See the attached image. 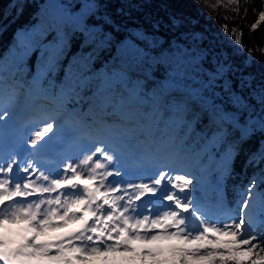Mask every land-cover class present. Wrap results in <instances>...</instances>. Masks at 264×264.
<instances>
[{"label": "snow or ice", "instance_id": "snow-or-ice-1", "mask_svg": "<svg viewBox=\"0 0 264 264\" xmlns=\"http://www.w3.org/2000/svg\"><path fill=\"white\" fill-rule=\"evenodd\" d=\"M11 2L13 12L22 15L28 0ZM228 4L237 5L239 11L238 0H228ZM99 7L97 0H85L79 13H71L52 4L38 28L17 32L20 60L39 49L37 80L57 69L73 37H82L78 60L82 64L111 47V32L86 23ZM178 20L171 16L169 27H178ZM103 22L114 31L121 30L106 15ZM260 22H264V10L259 11L252 29ZM153 27L158 31L161 22H154ZM222 27L245 50L242 36L235 35L227 24ZM126 31L119 42L120 66L113 70L109 84L131 83L130 70L146 71L161 60L167 65L169 83L158 93L146 91L137 79L126 95L106 96L105 103L120 116V126L108 129L100 138L88 139L90 147L60 167L40 168L34 159L23 158L20 150L34 158L62 134V105L40 108L37 100L50 98L51 93L29 89L21 113L15 91L0 86V264L41 260L97 264L93 259L97 257L99 264H118L110 262L109 256L128 253L139 255L140 264L146 259L152 264H264V82L240 74L234 87L237 70L227 60L219 59L212 68L204 69L195 62L191 49L179 41L154 55L137 41L154 48L159 44L156 35L142 29ZM49 35L52 38L45 43ZM247 51L251 57L252 50ZM190 69L197 70L196 86L181 89L179 84L188 78ZM68 76L66 88L77 91L85 86V79L73 80L70 70ZM232 130L240 133L236 137L239 144L229 140ZM254 136L261 142L248 153L245 165L256 172L246 185L235 186L233 201H221L214 210H205L196 195L200 180L191 170L192 162L207 156L231 178L234 169L229 171V161ZM131 144H138L153 157L144 162V178L125 179L121 145ZM85 179L89 183H77ZM57 192L60 194L51 196ZM45 193L49 198H43ZM69 224L79 226L54 240L38 242L45 232ZM7 225H23L26 235L15 239L5 230ZM162 240L180 242L168 250L174 254L171 258H161V249L137 253L132 247L134 241Z\"/></svg>", "mask_w": 264, "mask_h": 264}, {"label": "trees", "instance_id": "trees-1", "mask_svg": "<svg viewBox=\"0 0 264 264\" xmlns=\"http://www.w3.org/2000/svg\"><path fill=\"white\" fill-rule=\"evenodd\" d=\"M84 2L85 0H28L23 14L19 15L13 12L11 0H0V25H2L0 26V83L4 86H14L12 82L17 83L21 87H26L28 93L29 89L47 91L51 93L50 99L62 105L65 110H73L75 117L86 115L93 118L89 121H97L105 126L104 116L115 113L105 103L106 96L117 93L126 95V89L135 85L137 79L141 80V87L146 91L155 90L158 93L165 84L169 83L167 65L161 60L147 67L146 71H141L138 67L130 70L128 75L131 83L125 81L118 85L112 81L109 84L113 70L120 66L119 42L125 39L127 29H142L156 35L159 44L154 48L137 41L140 47L146 48L154 55H161L168 49L169 44L179 41L191 49L193 56L196 57L195 62L204 69L212 68L219 59L227 60L237 70V77L233 80L234 87L239 82L240 74H245L256 83L264 82V54H261L264 52V22L258 23L256 29H252V25L258 21L259 11L263 10L264 0H238L239 11L236 10L237 5L228 4V0H97L100 7L95 15L87 17L86 23L100 25L104 31L111 32L114 38L111 47L101 51L91 62L82 64L78 62L82 37H73L67 55L60 61L57 69L46 72L37 80L39 49L20 60L22 49L17 41V32L33 26L38 28L44 21L46 11H51L52 4L60 5L71 13H79ZM105 15L120 25L121 30L114 31L111 25L105 24L103 22ZM171 16L179 18L178 27H169L168 20ZM156 21L161 22L158 31L153 27ZM225 24L229 29H235V35L242 36L245 50L242 51L236 46L234 36L230 38L231 33H225L222 27ZM51 38V35L47 36L44 42ZM248 49L252 50L251 57ZM11 66L12 69L8 70ZM69 70L73 80L85 79L84 87L77 91L65 87L69 83ZM196 79L197 70L190 69L188 78L180 82L179 87L181 89L185 85L194 87ZM4 86L2 87L5 89ZM81 105H85L84 110H80ZM144 108L145 106L142 105L141 110ZM116 124L119 123L112 121L107 130L120 126ZM62 133L66 135V131ZM239 135L238 131L232 130L229 140L239 144L240 140L236 139ZM260 142L259 137H252L243 145V151L235 157V160L229 161V171L234 169L231 178L222 173L218 164L207 156L202 155L192 162L193 174L195 167L202 166L207 177L203 189L201 190L199 184L196 193L205 210H214L221 201L230 203L235 196V186L243 187L248 183L249 177L256 172V169L246 167L245 160L248 153L255 151ZM188 143L192 142L188 141ZM125 147L131 156L137 157L145 150L138 144L125 145ZM226 151L227 148L221 153V158ZM242 171L244 174L236 175ZM179 243L176 240L164 243L163 252L169 253L168 250ZM132 247L134 248L133 243ZM188 247L192 246L188 245ZM157 249L162 250L160 244H157Z\"/></svg>", "mask_w": 264, "mask_h": 264}, {"label": "rangeland", "instance_id": "rangeland-1", "mask_svg": "<svg viewBox=\"0 0 264 264\" xmlns=\"http://www.w3.org/2000/svg\"><path fill=\"white\" fill-rule=\"evenodd\" d=\"M264 10V7H263ZM13 66L9 67L8 70L12 69ZM13 85H3L0 83V86H4L6 91H15L16 95L20 98L21 100V104H20V111L24 110V101L26 100V98L28 97V91L26 87H21L19 84L14 83ZM37 104L40 108L43 109H48V108H54L58 105V103H56L53 99L50 98H44L41 97L40 99L37 100ZM87 104V103H86ZM85 105H81L80 110H84ZM61 113L64 116V120L61 121V124L63 126L62 129L67 130V132L69 133L67 138H61V135H59L58 137L54 138L50 144L47 146V148H52L54 151H56L58 153V155L61 157L63 156V159L65 160L64 162H66L69 159H76L79 157V154L86 151V149L88 147H90V145L87 143L88 139H92V138H97V136L95 135H82V134H78L77 135V130L74 127H71L70 125L72 123H74V119L72 118L71 120L67 121L68 117H66V113L65 111L62 110V107L60 108ZM72 112V111H71ZM75 119H82L83 122L85 121V123H94V126H92L93 124H90V126H86L87 129L90 131H92L93 129L96 128H103L105 133L107 131V127L109 126V124L113 121L116 123H119L120 121V116H118V114L112 113L109 114L108 116H104L103 121H105L106 123L105 126L103 127V125L99 124V122L95 121H89L92 120V117H88V116H78ZM97 119V118H95ZM108 120V121H107ZM102 121V122H103ZM116 125H120V124H116ZM35 126V125H33ZM104 134V132L102 133ZM101 134V135H102ZM98 136V138L101 137ZM73 142V143H70ZM123 147V156H124V161H123V167L125 168V179L126 180H131L134 179L136 177H140V178H144L143 173H145L144 170V162L145 160H149L152 159L153 157L151 156V154H146V150L144 151V153L139 157V158H132L130 156V153L127 151V149L125 148L124 145H122ZM21 154L26 153L25 151H23V149L20 150ZM64 151V152H62ZM40 155V154H39ZM26 159L28 160H35V163L37 164V159L33 158V157H28L26 154ZM40 167V166H39ZM86 171V169H85ZM111 179V178H110ZM77 183H89V181L82 180V181H77ZM79 225L77 224H69L68 227L66 228H58V229H54L51 231H47L45 232L43 235H41L38 238V242H48L51 240H54L60 236L65 235L66 233L72 231L73 229L77 228ZM24 226L23 225H7L5 226V230L15 239L19 240L21 237H23L24 235H26V233L23 231ZM171 241H154L151 243H144L141 241H134L132 242L134 244V248L137 250V253L140 252L142 249H157V244H160L162 250L165 251L164 249V243H169ZM170 248V245L168 246ZM174 255L173 253H166L164 252V257L161 258H171V256ZM95 261H97V264H99V260L100 258H93ZM112 260H116L118 262V264H140V257L139 255H134L131 253L128 254H124L123 256L121 255H116V256H109V261L111 262ZM32 264H54V262L52 261H47V260H41L39 262L37 261H33ZM145 264H152L150 259H146ZM192 264H205L204 261H193Z\"/></svg>", "mask_w": 264, "mask_h": 264}, {"label": "bare ground", "instance_id": "bare-ground-1", "mask_svg": "<svg viewBox=\"0 0 264 264\" xmlns=\"http://www.w3.org/2000/svg\"><path fill=\"white\" fill-rule=\"evenodd\" d=\"M95 131L97 132L98 131V129H95ZM48 149V148H47ZM57 153V152H56Z\"/></svg>", "mask_w": 264, "mask_h": 264}, {"label": "built area", "instance_id": "built-area-1", "mask_svg": "<svg viewBox=\"0 0 264 264\" xmlns=\"http://www.w3.org/2000/svg\"><path fill=\"white\" fill-rule=\"evenodd\" d=\"M258 19H259V17H258Z\"/></svg>", "mask_w": 264, "mask_h": 264}]
</instances>
